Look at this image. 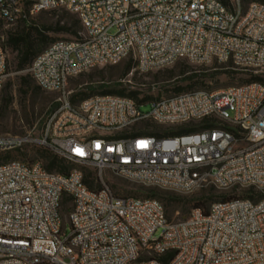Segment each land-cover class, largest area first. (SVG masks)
<instances>
[{
	"label": "built area",
	"instance_id": "1",
	"mask_svg": "<svg viewBox=\"0 0 264 264\" xmlns=\"http://www.w3.org/2000/svg\"><path fill=\"white\" fill-rule=\"evenodd\" d=\"M59 9L76 16L80 31L26 67L57 94V106L38 138L0 134V264H264V0H0V20ZM4 40L0 33V95ZM125 60L129 78L216 61L261 81L173 92L147 111L112 95L71 102V78ZM153 126L198 128L154 135ZM31 146L91 167L98 188L75 168L60 174L38 157L12 156ZM106 172L185 192L251 189L256 199L214 201L169 221L155 199L113 194Z\"/></svg>",
	"mask_w": 264,
	"mask_h": 264
},
{
	"label": "rangeland",
	"instance_id": "2",
	"mask_svg": "<svg viewBox=\"0 0 264 264\" xmlns=\"http://www.w3.org/2000/svg\"><path fill=\"white\" fill-rule=\"evenodd\" d=\"M74 16L65 9L42 11L29 16L24 21H17L12 24L0 20V33L6 38L9 34H22L31 32L34 37L36 29L56 28L65 21L70 23V17ZM48 40L40 44L34 42V47H40L42 50L49 43L58 39H71L72 36L61 32L49 31L45 33ZM7 52V76L0 95V134L24 135L30 133L34 138L41 135L43 122L49 112L56 108L55 101L57 94L46 92L37 85L27 73L26 67L17 70V53L8 43H4ZM129 64V69L127 68ZM229 64H222L212 61L209 64H194L185 61H179L174 66L161 71L152 72L145 75H136L131 78L127 73L131 66L128 61H123L118 65L111 67L94 68L88 72L71 78L68 83V90L75 103L82 98L90 95L99 94L104 88H119L121 83L123 88L130 90L139 86H146L143 95L151 96L153 99L169 95L175 87H184L186 90L193 88H204L215 92L226 87L241 84L250 79L248 73L238 70L227 69ZM127 69V70H126ZM188 73V74H186ZM252 75V74H251ZM25 78V79H23ZM123 80V81H121ZM127 80H130L128 82ZM140 95L139 98H142ZM149 106H142V111H147ZM139 127L147 128L148 124L139 123ZM165 127H159L162 132ZM179 129H172L173 132ZM38 148L35 146L26 147L21 154H12L13 157H24L32 159L39 157L42 165L46 160L38 155ZM70 169L79 170L84 176H94V170L86 165L69 162ZM104 183L110 188L113 194L122 197L147 198L146 190L154 188L157 195L151 197L157 200L163 207L165 216L169 221H181L188 217L191 209L200 208L207 211L209 205L226 197H243L246 189L239 190H218L212 186H204L193 191L185 192L157 186H143L130 182L129 180L106 172ZM94 189L98 184L93 185ZM64 215L66 207L63 206ZM70 228L66 224V234H69ZM160 229L155 233L158 236Z\"/></svg>",
	"mask_w": 264,
	"mask_h": 264
},
{
	"label": "trees",
	"instance_id": "3",
	"mask_svg": "<svg viewBox=\"0 0 264 264\" xmlns=\"http://www.w3.org/2000/svg\"><path fill=\"white\" fill-rule=\"evenodd\" d=\"M221 1L224 4L227 3V0H221ZM70 20H71L70 23H67L65 21L61 25H58L56 28L44 27L42 29H36L34 37L31 36V32H26L24 35H22V34H15V35L9 34V35H7L5 40H4V43H8L9 45H11V47L17 53V67H16L17 70H22L24 67H27L31 63L33 58L45 48L44 47L42 50H40V47H34V42L37 41L40 44L45 43L48 40V38L45 36L46 32H49V31L61 32V33L69 34L72 37L76 36L77 32L80 31V29H81L79 20L76 18L75 15L70 17ZM20 21H24V20H20ZM54 41H56V40H54ZM54 41H52V42H54ZM128 62L130 63V66H131V61H128ZM127 68L129 69V64H128ZM23 79H25V78H23ZM254 80L255 81H261V79L259 77L251 76V78L246 80V82H250V81H254ZM145 87L146 86H139L137 88L126 90L125 88H123L122 84L120 83L118 89L114 90L113 88H104L99 94H96V95H112V96H118V97H126V98L134 100L136 102V104H138V105L146 106V105H148L147 104L148 102H150L154 99L151 96L143 95V93H145V91H146ZM37 88H39V87L37 86ZM195 89H202V88H193V89L186 90V88H184V87H179V86L175 87V85L173 88V90L175 92L189 91V90H195ZM140 95H143L142 98H139ZM90 96H92V95H90ZM84 98H86V97H84ZM84 98H82V99H84ZM71 102L75 103V100L72 97H71ZM51 112H49V114ZM203 125L204 124H202L201 126H203ZM197 128H198L197 126H191L188 128H181L176 132H173L172 129H165L162 132L164 135H178V134H181L183 132L194 131ZM159 132H161L159 130V127H157V126L152 127V133L154 135H159ZM38 155L43 157L46 160V164L43 165V168L47 171H56L60 174H67L68 170L70 169L69 162H66L62 158H59L58 156L54 155L53 153H51L49 151L39 149ZM84 184L89 189H93V185H94L93 181L89 180L88 176H85ZM232 190H235V189H232ZM146 193H147V198L155 197L157 195V190L154 188H149L146 190ZM243 197H247V198L252 199V200L256 199L255 194L253 193V191L251 189H247L245 191ZM232 198H234V197L223 196L222 199H220V200H230ZM203 212H206V211H203ZM168 258H169V256L166 258H163V262H166Z\"/></svg>",
	"mask_w": 264,
	"mask_h": 264
}]
</instances>
